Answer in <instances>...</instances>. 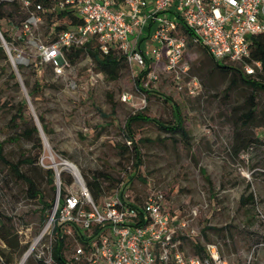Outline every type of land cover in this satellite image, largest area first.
<instances>
[{
  "label": "rangeland",
  "instance_id": "374dc122",
  "mask_svg": "<svg viewBox=\"0 0 264 264\" xmlns=\"http://www.w3.org/2000/svg\"><path fill=\"white\" fill-rule=\"evenodd\" d=\"M49 26L46 17L41 16V23L31 28L35 44L8 46L14 50V54L10 53L12 58H17V53L24 58L17 63L23 64V69H18L16 63L14 68L8 55L7 60L0 58V143L4 157L20 162V170L32 178L46 201L51 197L55 200L56 181L53 194L45 170L63 172L70 181L71 172L63 169L64 162L71 164L85 183L86 176L96 172L117 182L133 171L130 153L124 154L121 148L129 145L123 131L126 118L141 111L170 123L175 104L189 144L184 145L178 135H170L151 123L134 124L135 139L140 140L139 171L143 181L132 179L124 193L129 199L140 201L151 192H159L167 210L187 221L188 232L203 245L219 244L229 264H264V127L254 129L262 146L236 158L231 155L234 121L247 109L251 90L240 83L229 88V78L215 70L201 46L190 43L185 47L182 63L186 70L166 71L159 63L153 67L157 79L144 82L146 93L135 88L134 79L139 72L128 63L117 79L111 80L96 70L88 56H82L57 75L50 65L40 63L38 52V46L50 39ZM9 33L18 40L20 30ZM14 71L15 78L11 79ZM194 79L200 84L198 89L192 86ZM26 80L30 86L35 80L42 85L34 99L28 97ZM253 93L257 103L254 122L260 123L264 93ZM22 100L27 104L26 115L39 128L43 145L33 166L24 160L36 156L34 141L16 138L21 127L10 121L12 104ZM39 115L44 117L47 133L42 130ZM252 130L253 126L249 132ZM100 181L103 186L109 184ZM59 182L62 197L69 182L60 176ZM248 184L256 200L253 211L238 203ZM53 209L54 203L41 212V205L28 196L27 184L0 162V264H37L40 259H48ZM65 234L68 248L64 255L71 260L79 243L74 236ZM183 249L186 254L192 253L190 241H185Z\"/></svg>",
  "mask_w": 264,
  "mask_h": 264
},
{
  "label": "built area",
  "instance_id": "2783aa9c",
  "mask_svg": "<svg viewBox=\"0 0 264 264\" xmlns=\"http://www.w3.org/2000/svg\"><path fill=\"white\" fill-rule=\"evenodd\" d=\"M21 2L25 8L32 5L30 0ZM56 6L57 10L73 8L81 19L54 42L38 46L41 62L57 75L68 66L63 50L80 47L92 38L101 53L115 47L139 73L149 69L145 80L157 79L153 67L159 63L166 71L186 70L182 63L187 43L202 46L215 63L236 65L244 74L261 69L260 62L247 60L251 36L264 34V0H57ZM41 10L36 4L22 24L20 32L28 46L35 44L31 28L41 23ZM0 38L15 68L13 61L21 63L24 58L20 53L12 58L11 48ZM192 86L198 89L200 84L194 79ZM73 169L62 197L60 173L55 172L51 219L66 227L64 233L79 243L76 258L87 252L89 264H229L215 245L206 246V258L186 254L181 236L192 234L187 221L167 210L159 192L140 201L129 199L124 192L131 184L130 174L95 203L84 179Z\"/></svg>",
  "mask_w": 264,
  "mask_h": 264
},
{
  "label": "trees",
  "instance_id": "16d2710c",
  "mask_svg": "<svg viewBox=\"0 0 264 264\" xmlns=\"http://www.w3.org/2000/svg\"><path fill=\"white\" fill-rule=\"evenodd\" d=\"M32 5L29 8H25L21 2V0H12V1H0V33L3 40L9 47H13L18 43L24 42V37L21 32L19 34L20 38L15 41L9 32H17L21 30L22 24L29 16L30 10L34 9L36 4H39L42 8L41 11L38 12V15L45 16L46 21L50 23L49 26V40L44 43H52L56 40L57 35L64 30L72 29L75 25L81 23V19L78 18L74 14L73 8H65L64 10H57L56 2L57 0H30ZM52 10V11H50ZM54 19V20H53ZM53 20V21H52ZM190 35L189 33H187ZM18 36V37H19ZM252 44L250 51V58L247 60L249 63L253 61H258L261 63V69L257 70L253 75H247L242 72V70L233 64H219L215 63L211 57L208 55L205 48L201 46L203 54L209 58L215 70H217L220 74L229 78V85H235V83H240L245 88L251 90V94L249 97V105L247 109L241 112L238 115L236 121H234V130L232 134L231 141V155L236 158L242 155L243 153H248L251 150L257 149L262 146V142L260 140V136L256 135L254 132L255 128L259 126L264 127V115L262 116V120L260 123L254 122L256 120V102L253 92H262L264 93V34L252 35ZM14 54V50L10 51ZM63 55L68 64H75L78 59L82 56H88L93 64L96 67V70L100 73L104 74L108 79L114 80L117 79L119 75V71L122 69L126 61V57L123 53L119 52L115 47H112L110 51L106 54L101 53L98 49L95 38L90 39L84 45L80 47H70L63 50ZM0 58L7 60V54L2 47V43L0 40ZM40 63L43 64L40 60ZM16 67L18 69H23V64H17ZM15 70V69H14ZM149 69L140 72L136 78L134 79L135 88L143 93L147 91L144 89L143 85L145 82V77ZM12 72L10 74V78L14 79L15 74ZM18 85V84H16ZM25 86L29 88L28 97L34 99L35 96L39 93L38 91L41 89L42 85L39 80H35L34 85L30 86L29 82L25 81ZM171 101V100H166ZM26 102L20 101L16 104H12V108L14 113L12 115V119L10 120L12 123L17 122L19 127H21V132L17 135L18 139H26L33 140V146L36 149V156L31 158L28 157L24 160V162L35 165L43 150V145L41 138L39 137V130L36 124H34L31 118H28L26 115ZM173 121L170 123H162L159 120L154 118H150L146 116L143 112L138 111L134 114L129 115L123 127L124 137L126 142H129V145L123 144L122 151L123 153H130L133 159V171L130 174V180L133 178H138L143 181L140 175V165L142 164V155L140 153V140H136V133L133 129L134 124L136 123H151L155 125L159 130L169 133L170 135H178L180 140L184 143V145L189 144V136L184 128L183 120L181 117L180 109L177 105L173 104ZM38 120L41 124L42 130L47 133V125L45 123L44 117L39 115ZM253 126V130L249 132V129ZM0 162L6 166V168L12 173V175L23 181L28 186V196L35 200L39 205H41V212H46L52 207L54 203V197H51L49 201L44 199V193L36 187V184L32 180L30 176L25 174L20 170V162H10L3 155L2 144L0 143ZM46 174V182L51 187V191L55 194V186H54V178L55 172L53 169L48 168L45 170ZM66 175L62 172L60 173V178L65 182H69V177H65ZM107 181L109 184L107 186H103L100 181ZM118 182V180H117ZM112 177L103 173L96 172L92 174L89 178L86 176V186L89 190L91 198L95 203L99 202L103 197L106 196V191L112 189L113 183H117ZM64 194V193H63ZM239 206L241 208L248 209L249 211L255 210L256 200L254 193L250 190V185L248 184L245 187V191L240 195L238 200ZM63 226L59 225L56 221H54V226L52 228V243L49 249V256L47 260L40 259L37 264H89L87 260L88 253L85 252L80 257H75L73 254V258L68 260L64 252L67 250L66 244V234L62 231ZM204 228L202 230L203 236L205 233ZM77 239L80 241V244L84 245L85 242L81 241V237L77 235ZM197 239V236L193 234L181 236L182 248L184 246L185 241H190L192 247V253L190 255L198 256L200 258H206L208 256V252L206 250L207 245H215L219 250L220 254V246L214 242H207L204 245L200 243ZM264 241V240H263ZM78 243V242H77ZM222 255V254H221ZM81 262V263H79Z\"/></svg>",
  "mask_w": 264,
  "mask_h": 264
},
{
  "label": "bare ground",
  "instance_id": "6f19581e",
  "mask_svg": "<svg viewBox=\"0 0 264 264\" xmlns=\"http://www.w3.org/2000/svg\"><path fill=\"white\" fill-rule=\"evenodd\" d=\"M62 165H64L65 168L68 169L69 171H72V172L74 171V169H73V167H72L71 165H69V164H62ZM31 251H32V249H30V250L24 255L23 260H25V259L29 256V254L31 253Z\"/></svg>",
  "mask_w": 264,
  "mask_h": 264
},
{
  "label": "water",
  "instance_id": "95a60500",
  "mask_svg": "<svg viewBox=\"0 0 264 264\" xmlns=\"http://www.w3.org/2000/svg\"><path fill=\"white\" fill-rule=\"evenodd\" d=\"M0 40H1V38H0ZM18 61L16 60V61H13V63H17ZM12 64V63H11ZM13 65V64H12ZM38 130H39V128H38ZM63 169H65V168H63Z\"/></svg>",
  "mask_w": 264,
  "mask_h": 264
}]
</instances>
